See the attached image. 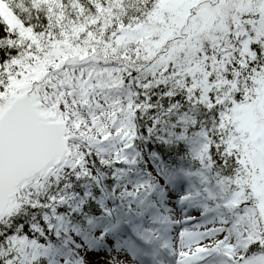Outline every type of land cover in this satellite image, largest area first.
<instances>
[{"label":"snow or ice","instance_id":"6c2138e0","mask_svg":"<svg viewBox=\"0 0 264 264\" xmlns=\"http://www.w3.org/2000/svg\"><path fill=\"white\" fill-rule=\"evenodd\" d=\"M0 264H264V0H0Z\"/></svg>","mask_w":264,"mask_h":264}]
</instances>
